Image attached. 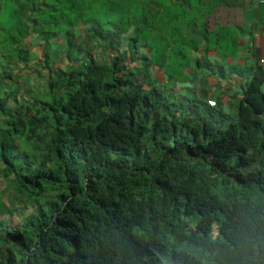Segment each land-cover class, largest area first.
Returning a JSON list of instances; mask_svg holds the SVG:
<instances>
[{
	"label": "trees",
	"instance_id": "1",
	"mask_svg": "<svg viewBox=\"0 0 264 264\" xmlns=\"http://www.w3.org/2000/svg\"><path fill=\"white\" fill-rule=\"evenodd\" d=\"M220 2L0 0V264H264V69L234 114L157 79L236 55Z\"/></svg>",
	"mask_w": 264,
	"mask_h": 264
},
{
	"label": "crops",
	"instance_id": "2",
	"mask_svg": "<svg viewBox=\"0 0 264 264\" xmlns=\"http://www.w3.org/2000/svg\"><path fill=\"white\" fill-rule=\"evenodd\" d=\"M220 1L216 8L221 24L218 28L226 36H229V30H235L236 55L221 58L217 51L203 56L195 53L186 75L184 74L186 78L178 81L168 77V80L173 86L176 85L173 91L175 95L204 100L226 113L234 114L243 97L245 84L253 76L254 68L264 69V62H261L264 61V0ZM214 28H217L216 24ZM37 35L40 34L34 33L29 39L30 49L32 46L35 49ZM251 40L254 41L253 48L248 46ZM198 58L202 59L201 65L197 63ZM262 90L264 91V85Z\"/></svg>",
	"mask_w": 264,
	"mask_h": 264
},
{
	"label": "rangeland",
	"instance_id": "3",
	"mask_svg": "<svg viewBox=\"0 0 264 264\" xmlns=\"http://www.w3.org/2000/svg\"><path fill=\"white\" fill-rule=\"evenodd\" d=\"M1 32V31H0ZM80 35H81V33H80ZM209 37L210 38H212V37H214V34H210L209 35ZM38 38V35L37 36H35V44H36V46H35V49H34V46H32L31 47V52H32V55H34L35 57H34V59L36 60L35 62H37L38 60H40V58L42 57V49H43V47H42V43L37 39ZM80 38H81V36H80ZM62 47H63V45H62ZM62 47L60 46V47H57V50H56V54H57V56H58V58H56V59H60L59 61H58V64H57V66H61V65H63V66H67V62H66V59H65V56H63V50H61L62 49ZM3 48H5V49H8V48H10V45H9V43L4 39V37L2 38V37H0V51H2L3 50ZM98 50H100V49H98ZM100 52H102L101 50L96 54V56H97V58L98 59H102L103 58V56H102V53H100ZM188 55H190L191 56V58H192V56L193 55H191V52H189L188 53ZM3 55H2V52H0V68H2V64H4V62H3ZM186 61L185 60H183L180 56H178L177 55V53L176 52H173V54H172V58H171V71H172V73L176 76V78L175 79H177L178 81H183L186 77H185V75H184V72H183V64L185 63ZM32 63H34V61H32ZM32 63H31V65H32ZM55 63H56V61H55ZM39 63H37V65H38ZM5 65V64H4ZM33 66V65H32ZM39 69V67H37L35 70L37 71ZM26 73H27V70H24V71H22V76L24 77V75H26ZM158 80L162 83V85L164 84V85H166L165 86V89H166V92L167 91H169V88L171 87V92H173L174 91V89H176V85H174L173 86V84H171V81H169L168 80V77L166 76V75H164L162 72H159L158 74ZM168 81L170 82V84L168 83ZM168 85V86H167ZM264 85V84H263ZM177 92V91H176ZM2 95H4L3 93H2ZM3 186V188L5 187V185H2ZM1 186H0V194H2V192H3V189ZM10 193L11 194H13L14 193V189H11V191H10ZM7 193H5L3 196H4V198H3V201L5 202V203H7V195H6ZM31 211V209H29L28 211H27V213L28 212H30ZM19 213H21L22 215H23V213L20 211ZM7 218H12L13 219V221H14V223L15 222H17L16 220H15V218L13 217V216H7Z\"/></svg>",
	"mask_w": 264,
	"mask_h": 264
},
{
	"label": "built area",
	"instance_id": "4",
	"mask_svg": "<svg viewBox=\"0 0 264 264\" xmlns=\"http://www.w3.org/2000/svg\"><path fill=\"white\" fill-rule=\"evenodd\" d=\"M248 46H249V48H253V47H254V41L251 40V41L248 43ZM261 62L263 63L264 61L262 60Z\"/></svg>",
	"mask_w": 264,
	"mask_h": 264
},
{
	"label": "water",
	"instance_id": "5",
	"mask_svg": "<svg viewBox=\"0 0 264 264\" xmlns=\"http://www.w3.org/2000/svg\"><path fill=\"white\" fill-rule=\"evenodd\" d=\"M183 197H184V198H186V196H185V195H184Z\"/></svg>",
	"mask_w": 264,
	"mask_h": 264
}]
</instances>
